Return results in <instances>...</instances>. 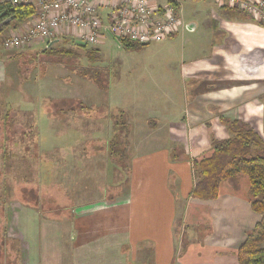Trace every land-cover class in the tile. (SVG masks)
<instances>
[{"label": "crops", "instance_id": "crops-1", "mask_svg": "<svg viewBox=\"0 0 264 264\" xmlns=\"http://www.w3.org/2000/svg\"><path fill=\"white\" fill-rule=\"evenodd\" d=\"M110 1H98L105 21ZM176 4L182 26L166 40L154 42L160 48L148 67L156 68L157 90L149 96L145 114L139 113L143 117L118 121L113 117L123 109L111 114L103 108L96 119L80 116L85 123L80 134L72 129L59 134L45 131L48 137L83 139L69 145L70 151L59 146V159L68 172L60 183L63 201L73 194V204L67 200V212L52 220L30 214L34 227L25 230L28 243L21 235L22 264H239L237 248L260 219L249 202L248 177L222 180L214 198H196L192 161L209 157L216 144L231 137L229 124L234 120L264 141V23L215 0ZM67 37L34 46L43 45L44 56L51 58L44 50ZM71 39L81 48L97 49L100 58L101 45L87 48L89 44ZM117 44L126 50L140 46ZM153 52H146L147 58ZM2 58L0 82L8 77L11 64ZM86 75L76 74L81 89L87 86L82 79ZM79 92L84 93L77 89L56 97L61 103L68 99L82 103ZM42 111L51 116L48 120L54 119L49 106ZM91 121L97 122V129L88 128ZM70 160L78 163L76 167ZM67 167L77 170V179L70 180ZM118 176L124 184L121 193ZM87 191L93 195L84 199ZM47 233L61 237V242L43 244Z\"/></svg>", "mask_w": 264, "mask_h": 264}, {"label": "rangeland", "instance_id": "rangeland-1", "mask_svg": "<svg viewBox=\"0 0 264 264\" xmlns=\"http://www.w3.org/2000/svg\"><path fill=\"white\" fill-rule=\"evenodd\" d=\"M9 33L10 30L6 28L0 35V57L11 63L8 65V77L0 82V264H22L25 244L21 235L25 237V230L34 227L30 214L37 212L39 219L48 217L52 220L56 215L67 212V200L70 199L73 204V194L63 201L60 183L67 180L68 172L59 159V150L63 146L70 151L69 145H79L83 139L79 136L48 137L45 131L59 134L72 129L73 134H76L75 131L80 134L81 128L85 129L80 116L96 119L103 108L111 114L123 109L124 113L116 112L113 117L118 121L143 117L139 113L145 114L147 102L151 99L149 96L157 90V86H154L156 68L149 69L148 66L160 46L158 43H133L140 46L126 50L108 35L107 42L103 43L104 38L98 44L101 45L100 58L90 62L84 48L74 44L70 37L55 42L52 47L54 50L63 47L70 49L77 52V56L54 55L50 58L44 56V47L40 44L22 49H5L1 42ZM148 51H154L149 58ZM45 67L47 72L43 76ZM92 68L96 71L97 82L87 76ZM77 72L87 74L82 78L87 86L82 89ZM92 82L95 84L89 86ZM77 89L84 92H79L82 103L80 100L78 103L77 99L61 103L56 97L59 93H74ZM89 99L94 103H90ZM48 106L53 112V120H48L51 116L42 111ZM109 122L106 121L107 126H110ZM88 128L97 129V122L94 124L91 121ZM48 158L57 163L54 165V161ZM70 161L75 167L78 164ZM69 178L71 181L77 179L76 169L70 170ZM123 185L118 176L120 193ZM92 195V191H87L83 197L86 199ZM13 228L16 229L14 232ZM46 235L47 240L43 244L62 240L61 237L54 239L52 235ZM63 238L68 239L67 235ZM25 240L28 243L27 237ZM31 245H27L29 255ZM54 257L51 255V258ZM53 264L57 263L53 261Z\"/></svg>", "mask_w": 264, "mask_h": 264}, {"label": "built area", "instance_id": "built-area-1", "mask_svg": "<svg viewBox=\"0 0 264 264\" xmlns=\"http://www.w3.org/2000/svg\"><path fill=\"white\" fill-rule=\"evenodd\" d=\"M30 4L34 13L2 39L5 49H22L68 36L97 45L106 36L117 43L150 44L178 33L182 19L178 0H111L103 20L97 9L102 0H0ZM221 7L247 12L264 23V0H215Z\"/></svg>", "mask_w": 264, "mask_h": 264}, {"label": "trees", "instance_id": "trees-1", "mask_svg": "<svg viewBox=\"0 0 264 264\" xmlns=\"http://www.w3.org/2000/svg\"><path fill=\"white\" fill-rule=\"evenodd\" d=\"M34 13L30 4H16L11 1L0 2V22L9 18L10 21L0 27V35L4 28H15ZM121 45L131 48L138 44L120 41ZM2 43V42H1ZM88 61H96L97 49H86ZM46 54L52 56H77L72 50L60 48L54 50L47 47ZM90 78L97 82V74L91 69ZM101 86V85H100ZM230 127L233 135L214 146V151L209 157L193 160L197 181L192 190V196L200 199L214 198L218 193L220 181L235 178L245 174L249 180V202L251 208L260 215L259 221L249 231L244 241L239 245L236 257L239 264H264V141L257 132L239 121H232ZM257 147L258 152L253 148Z\"/></svg>", "mask_w": 264, "mask_h": 264}, {"label": "water", "instance_id": "water-1", "mask_svg": "<svg viewBox=\"0 0 264 264\" xmlns=\"http://www.w3.org/2000/svg\"><path fill=\"white\" fill-rule=\"evenodd\" d=\"M9 21H10L9 18H7V19L1 21V22H0V27L3 26L5 23H7V22H9ZM142 45H144V44H142Z\"/></svg>", "mask_w": 264, "mask_h": 264}]
</instances>
